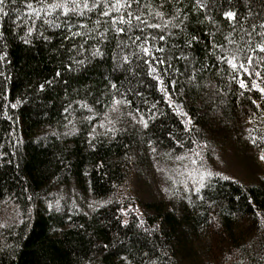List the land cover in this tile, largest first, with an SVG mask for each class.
<instances>
[{
	"label": "trees",
	"instance_id": "obj_1",
	"mask_svg": "<svg viewBox=\"0 0 264 264\" xmlns=\"http://www.w3.org/2000/svg\"><path fill=\"white\" fill-rule=\"evenodd\" d=\"M59 2L0 12V203L19 213L0 226V264H264V177L210 171L170 202L131 186L233 136L264 163V0Z\"/></svg>",
	"mask_w": 264,
	"mask_h": 264
},
{
	"label": "rangeland",
	"instance_id": "obj_2",
	"mask_svg": "<svg viewBox=\"0 0 264 264\" xmlns=\"http://www.w3.org/2000/svg\"><path fill=\"white\" fill-rule=\"evenodd\" d=\"M232 76L228 81L232 82ZM179 107V104L177 105ZM235 137V136H233ZM213 143L209 148L207 160L193 163L189 157L182 156L165 163L152 164L147 170L131 181L133 192L142 203L164 199L170 202L179 195L196 191L203 177L210 171L226 173L245 185L255 183L264 177V163L245 142L243 136L234 143L233 138ZM74 191V186H71ZM79 206L85 212L95 204L91 196L76 188ZM66 193L73 194L65 190ZM64 191V192H65ZM19 219L17 206L11 201L0 203V226ZM216 264H221L217 262Z\"/></svg>",
	"mask_w": 264,
	"mask_h": 264
},
{
	"label": "snow or ice",
	"instance_id": "obj_3",
	"mask_svg": "<svg viewBox=\"0 0 264 264\" xmlns=\"http://www.w3.org/2000/svg\"><path fill=\"white\" fill-rule=\"evenodd\" d=\"M5 3V0H0V12L4 11L3 9V5ZM69 3H71L75 8H80L81 6L84 8H88L89 5L87 3V0H85L84 4L81 5L79 3L76 2V0H61V2L59 3H52L50 5H47V7L49 9H56V8H60L63 9L65 12H67L69 10ZM121 0H117V4L114 5V7H118L120 6ZM125 7H127V4H124ZM27 7L33 11V13L37 16L40 15V13L38 11H36L35 9H32V5L31 3H29L27 5ZM92 7H95V4L92 5ZM103 15H107V13H102ZM156 15H160L159 12L156 13ZM223 15L228 19V20H232L234 19V14L231 11H226L223 13ZM17 19H19V16L17 17ZM137 19H139V17H137ZM121 23H123V19L121 18ZM262 27H264V25H262ZM29 34L31 33V29L28 30ZM117 31H122V29H117ZM163 37H161L162 39ZM193 39H197L196 37H193ZM257 49H259L261 52H264V45L261 44H257ZM142 51L144 52L145 55H149V50L148 48H143ZM221 59H225L226 63L229 64L233 69H235L237 67V64L234 63L235 57L231 58V59H227V58H221ZM248 62L251 63L252 62V57H248ZM240 68H243V65L239 66ZM155 69H151L150 68V72H154ZM155 78V77H154ZM239 85L241 88L245 87V83L243 80L239 81ZM252 86L253 88H255L257 91H259L261 93V99H264V87H261L260 85H258L256 83L255 80L252 81ZM161 91H163V89H161ZM165 95H167V93H165ZM253 103H256L255 101H253ZM13 107H15V105H13ZM142 124L144 123L143 119H141L140 121ZM261 159H264V154L261 155L260 157ZM194 162V161H193ZM211 175V174H209Z\"/></svg>",
	"mask_w": 264,
	"mask_h": 264
}]
</instances>
